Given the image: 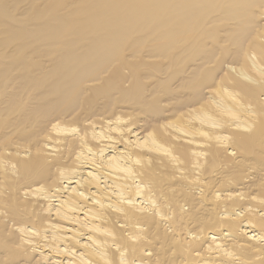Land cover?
<instances>
[{"label": "bare ground", "instance_id": "bare-ground-1", "mask_svg": "<svg viewBox=\"0 0 264 264\" xmlns=\"http://www.w3.org/2000/svg\"><path fill=\"white\" fill-rule=\"evenodd\" d=\"M0 264H264V0H0Z\"/></svg>", "mask_w": 264, "mask_h": 264}]
</instances>
